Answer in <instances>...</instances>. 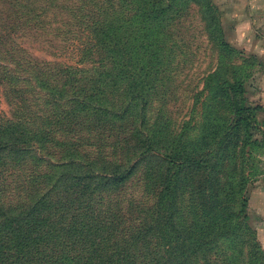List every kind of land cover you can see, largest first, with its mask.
Segmentation results:
<instances>
[{"label":"trees","instance_id":"obj_1","mask_svg":"<svg viewBox=\"0 0 264 264\" xmlns=\"http://www.w3.org/2000/svg\"><path fill=\"white\" fill-rule=\"evenodd\" d=\"M88 1L95 15H89ZM179 1L143 0L137 8H129L134 13L117 17L114 0L106 4L100 0H0V89L8 95L13 111L12 118L0 121V264H199L196 256L204 259L211 252L215 241L209 240L211 224L175 226L173 222L183 189L179 175L204 168L210 152L160 150L140 122L131 130L139 149L135 160L131 164L107 160L93 174V160L84 163L87 158L78 149L82 138L66 142L56 136L69 115L84 117L103 106L118 110L110 115L122 118L136 96L145 95V86L137 89L136 84L146 82L148 70L133 66V56L141 60L154 56L148 15L164 17ZM30 33L73 46L76 63L90 62V66L30 58L15 41ZM218 44L225 52L233 51L224 39L219 38ZM118 81L124 82L123 103L114 105L106 95L118 91ZM222 85L232 120L214 149L219 151L240 137L243 145L264 152V121L257 119L264 107L251 104L238 77L224 79ZM253 131L259 135L257 142L251 141ZM149 157L166 164L158 183V205L170 195L174 209L155 227L145 206L147 196L137 199L122 192ZM151 182L152 174L147 172L146 189ZM245 187L242 176L234 218L243 233L256 239L251 224L257 226L259 218L247 211ZM232 199L233 193L216 195L217 208L227 207ZM153 234L159 240H152ZM230 234L241 238L233 227L225 233ZM260 260L264 263L263 255Z\"/></svg>","mask_w":264,"mask_h":264},{"label":"rangeland","instance_id":"obj_2","mask_svg":"<svg viewBox=\"0 0 264 264\" xmlns=\"http://www.w3.org/2000/svg\"><path fill=\"white\" fill-rule=\"evenodd\" d=\"M100 1L106 4L107 0ZM114 1L120 13L117 17L134 13L129 8H137L143 2ZM177 4L169 7L164 17L156 13L148 15L154 31V56L145 60L133 56V66L148 70L146 82L136 84L137 89L145 86V95L139 93L122 118L110 115L118 110L103 106L84 117L69 115L67 125L56 129V136L66 142L82 138L78 149L87 158L84 163L93 160V174L107 160L127 164L135 160L139 149L131 130L140 122L160 150L193 155L210 152L204 168L190 169L179 175L183 189L177 199L178 214L174 215L173 222L175 226L211 224L213 233L209 240H215L214 247L204 259L201 254L196 256L199 264H264L260 260L263 255L264 261V249L257 226L251 224L255 239L243 233L234 218L236 189L242 176L246 178L248 200L258 192L253 190L264 184V152L251 149L252 145L247 146V143L243 145L240 137L219 151L214 149L215 142L232 120L222 81L238 77L245 85L251 104H259L258 85L264 80V0H180ZM87 7L89 15H95L92 2L88 1ZM135 18L138 25L141 17ZM138 36H135L137 44L141 39ZM17 37L15 41L34 60L76 63V50L71 45L34 33ZM219 38L230 44L233 51L221 50ZM90 64L76 63L84 67ZM118 82V91L106 95L114 105L123 103L124 82ZM12 112L8 95L0 89V121L12 118ZM259 114L257 119L261 122ZM258 139V133L253 131L251 141ZM165 165L155 157L147 158L122 189L125 197L144 199L147 196L145 206L154 227L174 210L170 195L158 205V183ZM147 172L152 174L148 189L144 184ZM232 193L229 205L218 209L216 195L223 197ZM132 214L134 217V211ZM219 225L224 227L216 231ZM232 227L241 238L225 235ZM167 229L170 231L171 226ZM152 240L159 237L153 234Z\"/></svg>","mask_w":264,"mask_h":264},{"label":"crops","instance_id":"obj_3","mask_svg":"<svg viewBox=\"0 0 264 264\" xmlns=\"http://www.w3.org/2000/svg\"><path fill=\"white\" fill-rule=\"evenodd\" d=\"M258 89L259 92V104L264 107V80L259 82ZM261 121H264V113L262 111L258 112ZM253 190V189H252ZM253 191H258L255 195L249 197L248 211L249 214L254 215L259 218V223L257 224V230L261 244L264 249V184L259 189H254Z\"/></svg>","mask_w":264,"mask_h":264}]
</instances>
